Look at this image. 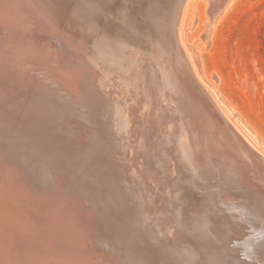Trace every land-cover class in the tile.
Masks as SVG:
<instances>
[{
  "label": "bare ground",
  "instance_id": "6f19581e",
  "mask_svg": "<svg viewBox=\"0 0 264 264\" xmlns=\"http://www.w3.org/2000/svg\"><path fill=\"white\" fill-rule=\"evenodd\" d=\"M159 1L160 5L164 0ZM206 1L208 30L230 0ZM104 2L0 0V146L7 150L13 147L29 150L41 167L52 164L65 171L72 166L93 182L101 172L96 166L98 161L91 165L81 157L86 155L88 146L105 142L112 156L108 163L112 169L106 181L115 182L118 174L122 184H129L126 187L137 199L134 213L149 220L155 235L152 238H159L162 232L161 238L168 245L181 246V253H186L183 257L186 264H225V258L231 264H243L240 249L251 247L254 235L245 232L243 219L234 207L237 195L233 198L227 190L209 184L212 168H204L200 163L209 159L206 150L192 152L194 144L189 142L180 124L179 134L175 129L173 137L167 131L172 128L170 124L163 129L169 120H165L162 107L153 102V87L141 86L143 76L131 79L128 64L131 60L120 58L111 47L112 38L117 43L119 30L124 28L130 40L144 38L147 49L155 47L161 35L151 36L147 28H144L147 32H142V26L130 16L125 17L120 10L115 13L106 9ZM161 9L159 6L155 18L163 21ZM181 19L182 13L178 37L187 54L180 38ZM108 27L113 30L108 31ZM105 61L116 74L110 86L115 89L113 96L105 89L110 84L107 81L110 74L103 68ZM190 63L207 89L191 60ZM212 99L224 117L223 125L247 147L248 155L251 152L264 158V152ZM54 122L58 124L50 129L49 124ZM64 124L70 127L71 136L59 138L53 132ZM42 127L47 130L45 136L41 134ZM114 136L116 145L127 142L128 156L117 152L121 146H116L114 155L111 154ZM76 148L81 151L77 152ZM242 148L239 146L240 151ZM3 165L0 161V264H121L120 257L116 259L109 246L101 247L92 241L97 236L96 229L104 223H99L81 206L77 208L71 197L66 195L61 199L58 190L49 188L41 195L32 196L34 189H28L29 183L18 180L20 177L13 175V169L6 171ZM36 165L39 166L37 162ZM253 168L258 166L255 164ZM13 189L16 191L12 192ZM27 191L30 196H23ZM219 205L229 213L220 212ZM58 219H65L64 231H56L60 227ZM54 232L64 235L56 239ZM135 232L142 236L144 247L147 238L143 234L147 233L144 229L143 234L140 229ZM61 242L69 252L75 251L76 245L78 249L73 255L56 256L49 248L52 243ZM197 245L207 252L198 253ZM243 262L250 264L247 260Z\"/></svg>",
  "mask_w": 264,
  "mask_h": 264
},
{
  "label": "water",
  "instance_id": "95a60500",
  "mask_svg": "<svg viewBox=\"0 0 264 264\" xmlns=\"http://www.w3.org/2000/svg\"><path fill=\"white\" fill-rule=\"evenodd\" d=\"M185 1L164 0L159 5V0H105L106 9H110L112 12L115 11V13L120 10L125 17L130 16L133 22L143 27H140L142 32H147L144 29L147 28L151 36L158 35L160 38L161 35L159 43L155 47L147 49L144 38L137 37L138 39L133 38L130 40L127 29H118L120 35H117V38L120 40H117V43L115 39L111 40V47L120 58L129 57L131 61L128 64L135 66L136 72L135 70L134 73L131 71V79H134L137 75L143 76L144 79L139 77L142 81L140 82L141 86L153 87V102L162 107L161 112L164 114L165 120H169V122L163 124V129L164 126L170 124L172 128L167 129V131L173 137L175 129L179 134L180 124L189 142L194 144L192 152L197 149H202V152L203 149L206 150L205 153L212 163L208 161L209 159L200 163L204 168L206 166L212 168L209 169L211 171L209 184L219 190H227L233 198L237 195V201L234 200L237 204L234 207L243 219L245 232L254 235V238H251V247L254 249L243 246L244 249H240L242 254L239 257L240 261L247 260L250 264H261L264 263V158L251 152L248 155L246 152L247 147L238 142L241 140L226 124L223 125V115L214 103L210 93L194 73L190 60L180 45L178 37L179 21ZM159 6H162L160 11H163V21L160 20V17L155 18ZM129 47L132 53L127 55V48ZM145 63L146 65L143 66ZM150 83L152 86H150ZM148 88L146 90L149 93ZM141 112L144 113L145 109ZM57 124V122L50 123V129H54ZM41 132L45 136L44 133L47 130L42 127ZM53 133L59 138L71 136L70 127L67 124L61 125V128L58 127L57 131ZM190 146L193 145L190 144ZM239 146L242 151H240ZM107 149L108 145L105 142H100L99 145L88 146L85 149L87 153L86 155L83 154V157H81L82 152L80 154L81 159L86 158L87 163L93 164L98 161L96 166L101 172L98 173L99 176H96L93 182L88 180V176L78 173L73 172V175H69L68 167L65 171L52 164L41 167L43 165L36 160L35 156L29 154V150H23L22 148L13 147L8 151L0 146V161L4 164L3 167L7 169L6 171L13 169V175L16 176L17 174L20 177L18 179L16 176L18 180H25L29 183L28 189H34L32 196H37L38 193L41 195L42 191L49 188L58 190L57 193L61 199H65L66 195L68 196L66 198L71 197L73 202L75 200L77 208L81 206V209L84 208L87 214H91V216L96 212L92 204L96 203L99 211L101 209L100 214L104 215L99 219V223H104V226L100 225L102 229L97 230L98 237L94 235L95 238H92V241L98 243L101 247L109 246L111 248L110 252L114 255L116 253V259L120 257L121 264H172L176 261L186 264L183 259L186 253H181L183 251L181 246L175 248L168 245L161 238L162 232H159V238H152V234L155 235L150 230L153 226H149V220L147 221L143 214L134 213L136 198L132 191L127 188L129 184H122L118 175L116 177L113 175L116 178L115 182L113 179L110 182L106 181L108 180L107 173L112 169L108 164L112 156ZM18 150L21 152L19 153ZM76 151L81 150L76 148ZM36 162L39 166L41 165V169L36 165ZM255 164L258 168L254 170ZM19 183L22 184L20 181ZM13 191H16V189H13ZM60 194L65 195L62 197ZM25 195L30 196V191H27L23 196ZM224 208L222 205L218 207L220 212L229 213V211L223 210ZM106 209L107 211L115 210L116 213L113 211L106 219ZM65 222V219H58L60 227L58 226L59 230L56 231H64L66 229ZM136 229H140L142 234L144 229L147 233L143 234L147 238L144 239V247L141 244L143 238L140 234H136ZM54 233L56 236L53 237H56V239L64 235V232ZM103 233L107 234L102 235ZM242 238L245 240V235ZM246 240H249L250 243L249 238ZM219 242L222 241L219 240ZM49 249L56 256L69 255V253L73 255L78 249V245L75 246V251L70 252L64 242L52 243ZM187 250L189 251V249ZM235 254L238 253L235 252ZM122 257L126 258L123 260ZM225 260V264L230 263L228 258H225ZM243 261L242 263L245 264ZM85 264L93 263L87 262Z\"/></svg>",
  "mask_w": 264,
  "mask_h": 264
},
{
  "label": "rangeland",
  "instance_id": "374dc122",
  "mask_svg": "<svg viewBox=\"0 0 264 264\" xmlns=\"http://www.w3.org/2000/svg\"><path fill=\"white\" fill-rule=\"evenodd\" d=\"M207 8L206 0H186L179 28L181 41L201 80L224 114L264 152V0H230L208 30ZM107 30L113 29L108 27ZM127 52L128 55L132 53L130 47ZM103 65L110 74L107 79L110 84L105 89L111 91L112 96L116 95L115 89L110 87L116 74L108 61ZM134 70L135 66L131 65L129 74ZM115 142L110 144V149L121 146L117 152L128 156L127 142L123 140V146ZM68 167L70 172L79 174L77 169ZM92 205L96 209V212L93 210V218L101 219L104 216L100 214L101 209L99 211L96 203ZM113 211L105 210L106 219ZM198 245L196 250L204 255L207 251Z\"/></svg>",
  "mask_w": 264,
  "mask_h": 264
}]
</instances>
